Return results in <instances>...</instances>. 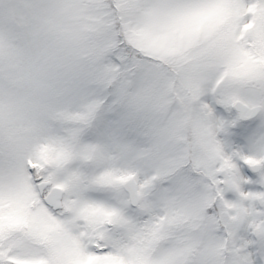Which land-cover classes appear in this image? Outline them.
<instances>
[{
  "label": "snow or ice",
  "instance_id": "6c2138e0",
  "mask_svg": "<svg viewBox=\"0 0 264 264\" xmlns=\"http://www.w3.org/2000/svg\"><path fill=\"white\" fill-rule=\"evenodd\" d=\"M0 264H264V0H0Z\"/></svg>",
  "mask_w": 264,
  "mask_h": 264
}]
</instances>
